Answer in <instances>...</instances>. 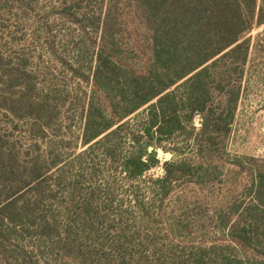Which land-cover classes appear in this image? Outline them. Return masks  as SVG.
Instances as JSON below:
<instances>
[{"label":"trees","instance_id":"trees-1","mask_svg":"<svg viewBox=\"0 0 264 264\" xmlns=\"http://www.w3.org/2000/svg\"><path fill=\"white\" fill-rule=\"evenodd\" d=\"M69 14L82 30L91 26L100 32L90 94L81 109L85 149L76 160L98 151L104 162L134 182L160 164L157 149L169 152L171 159L161 163L162 175L146 190L153 201L165 199L183 178L193 185L213 179L220 172L218 162L239 99L251 47L248 34L264 24V0H103L94 13L81 18ZM20 76L27 79L24 71ZM22 84L17 96L2 100H11L13 116L30 117L29 130L40 136L54 109L48 97L34 95L31 82ZM6 85L17 86L13 81ZM182 135L189 152L176 141ZM8 143L0 129V264H37L33 249L20 243L26 235L38 239V248L45 246L62 257L89 264H132L129 243H113L115 257L104 250L90 208L94 189L83 199L85 208L75 211L79 174L68 177L72 205L63 228L44 208L52 196L48 172L60 159L50 153L49 164L39 157L20 163ZM60 168L57 184L64 180ZM252 176L250 202L227 201L217 212L225 243L198 246L186 257L178 254L158 264H264V173ZM131 192L135 207L146 211L149 202L139 197L138 187ZM77 220L84 240L72 229ZM91 234L96 241L89 240ZM40 253L51 264V255Z\"/></svg>","mask_w":264,"mask_h":264},{"label":"rangeland","instance_id":"rangeland-1","mask_svg":"<svg viewBox=\"0 0 264 264\" xmlns=\"http://www.w3.org/2000/svg\"><path fill=\"white\" fill-rule=\"evenodd\" d=\"M102 1L0 0V129L4 139L19 154L20 163L39 157L49 164L54 155L60 159L59 165L48 172L52 196L44 205L45 210L57 217L59 226L66 225L67 208L72 205L66 191L72 175L79 174L80 179L75 192L77 201L73 204L76 212L85 208L83 199L90 196L91 189L95 190L90 207L94 229L110 257L117 255L113 243L118 240L131 245L132 264H158L160 260L177 258L178 254L186 257L188 251L198 246L225 243L226 231L217 212L227 201L249 203L252 175L264 173V24L248 34L250 53L231 130L218 162L221 174L199 185L183 178L165 199L153 201L146 190L152 180L162 175L161 163L171 159L169 152L157 149L160 164L134 182L128 181L119 168L104 162L98 151H90L80 160L75 157L85 149L80 140L84 126L81 109L90 94L100 32L91 26L82 30L69 12H76L81 18L96 12ZM21 71L27 79L21 78ZM12 81L17 86L7 87ZM26 81L33 84L34 95L48 97L54 109L46 131L40 136L29 130L30 117L13 116L9 110L11 100H2L17 96ZM195 125H200L199 118ZM176 141L190 151L185 136L177 137ZM91 156L94 158L90 159ZM60 167L64 180L57 184ZM133 186L140 190L139 197L149 202L144 212L135 207ZM72 222V229H77L84 240L79 220ZM19 239L26 249H33L37 264H45L40 251L51 255V264H89L80 258L59 256L45 246L38 248L40 242L34 237L26 235ZM89 240L94 241L95 236L91 234Z\"/></svg>","mask_w":264,"mask_h":264}]
</instances>
